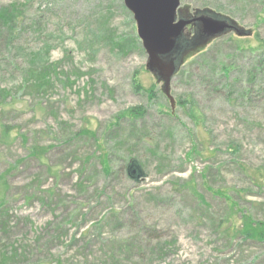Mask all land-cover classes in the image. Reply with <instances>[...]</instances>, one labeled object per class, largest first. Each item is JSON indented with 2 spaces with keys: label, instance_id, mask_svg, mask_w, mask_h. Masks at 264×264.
<instances>
[{
  "label": "rangeland",
  "instance_id": "obj_1",
  "mask_svg": "<svg viewBox=\"0 0 264 264\" xmlns=\"http://www.w3.org/2000/svg\"><path fill=\"white\" fill-rule=\"evenodd\" d=\"M14 7V31L0 29V255L17 257L0 264H264L263 242L234 236L248 215L264 223V0H180L177 19L240 33L184 31L173 101L125 0H0ZM191 96L198 125L177 104Z\"/></svg>",
  "mask_w": 264,
  "mask_h": 264
},
{
  "label": "water",
  "instance_id": "obj_2",
  "mask_svg": "<svg viewBox=\"0 0 264 264\" xmlns=\"http://www.w3.org/2000/svg\"><path fill=\"white\" fill-rule=\"evenodd\" d=\"M125 6L134 15L138 37L148 55L147 70L165 83L164 90L170 100V80L177 72L182 37L186 28L197 26L201 29L200 33L207 38L238 31L218 18L177 19L180 0H125ZM129 171L131 173L128 175L135 179L144 175L135 161L129 164Z\"/></svg>",
  "mask_w": 264,
  "mask_h": 264
},
{
  "label": "trees",
  "instance_id": "obj_3",
  "mask_svg": "<svg viewBox=\"0 0 264 264\" xmlns=\"http://www.w3.org/2000/svg\"><path fill=\"white\" fill-rule=\"evenodd\" d=\"M19 14H20V12L15 7L12 9L11 8L0 9V29L13 32L15 29V22H16ZM56 72H57V70L55 68H52V70H44L42 73H38L39 76H42L41 78H44L43 81H41L40 79L37 78V82L39 83L38 85H41L43 87L50 85L51 84V77H58V74ZM32 88L35 89V85ZM151 91H153V90H150L148 92H151ZM87 93H88V91H87ZM152 96H153V94H152ZM9 97H10V92L7 89H3L0 91V100H2L1 102H3L4 100L7 101ZM1 102H0V107L2 106ZM177 104L179 107H182L183 110L187 111L186 113L190 117V120H193L197 125L200 123L201 120H203L201 114L199 113V111L196 107L197 105H196L195 101L192 99V96H191V98L180 99L177 102ZM139 111H140V109L131 110L130 116H137L139 114ZM191 151H192V154L193 153L200 154L199 153V145L198 146L194 145L193 148L191 149ZM151 153L154 157L160 158L159 154H157V151H151ZM101 161H102V164L105 166V173L107 175L110 174L111 169L109 167V161L107 160V156H105V157L103 156ZM162 162H163V160H162ZM162 166L163 165L161 163L160 169L162 168ZM128 172H129L128 174L131 173V171H128ZM202 177L204 179H206L205 175H202ZM4 192H5V190H2V194L0 193L1 194V197H0L1 200H5L4 199V196H5ZM231 204L233 207L232 212L235 213L236 208H237V204L234 201H231ZM6 216H9L8 210L2 209V218L4 220L6 219L5 218ZM232 218H233V216H232ZM5 224H6V228H7L8 223L5 222ZM3 227L5 228V226H3ZM236 235L237 236L241 235L246 240H252V241L264 243V223L256 221L255 219H253L251 216L248 215L246 218H244L243 227L241 229H235L234 236H236ZM166 246H168V245L165 244V247H159V254H161L162 257L167 256V252H165L166 249H165V251H164V249H162V248H166ZM16 257H17V250L16 249L14 251L12 250L10 253H7L6 251H4V253H1V255H0V260L2 261V263H6L10 259H15ZM111 258H113V257H111Z\"/></svg>",
  "mask_w": 264,
  "mask_h": 264
},
{
  "label": "flooded vegetation",
  "instance_id": "obj_4",
  "mask_svg": "<svg viewBox=\"0 0 264 264\" xmlns=\"http://www.w3.org/2000/svg\"><path fill=\"white\" fill-rule=\"evenodd\" d=\"M129 171V166H128V169H127V172Z\"/></svg>",
  "mask_w": 264,
  "mask_h": 264
}]
</instances>
